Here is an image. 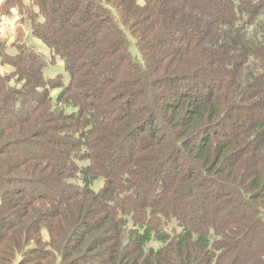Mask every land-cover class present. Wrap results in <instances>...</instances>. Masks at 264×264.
Instances as JSON below:
<instances>
[{"label":"trees","instance_id":"trees-1","mask_svg":"<svg viewBox=\"0 0 264 264\" xmlns=\"http://www.w3.org/2000/svg\"><path fill=\"white\" fill-rule=\"evenodd\" d=\"M18 10L50 56L0 51V264H264V0Z\"/></svg>","mask_w":264,"mask_h":264},{"label":"rangeland","instance_id":"rangeland-1","mask_svg":"<svg viewBox=\"0 0 264 264\" xmlns=\"http://www.w3.org/2000/svg\"><path fill=\"white\" fill-rule=\"evenodd\" d=\"M21 2H23V4H21ZM26 3L27 0H0V51L14 54L15 47L21 41H24L35 51L49 57L50 53L48 48L39 39L30 35L28 26L25 25L26 22L22 21V15L18 9L21 5H25ZM31 5L32 4L28 5V9L32 7L36 11L37 6ZM57 73L63 74L64 80L67 79V74L64 71L62 62L58 58H56L55 62L44 71L46 76H54ZM13 74L14 69L12 66L0 63L1 76H12ZM14 79L16 78L13 77L12 80ZM10 83L13 84V81ZM55 93L56 89L51 90L50 96H53ZM102 182V179H96L91 186L93 189L97 190L102 185Z\"/></svg>","mask_w":264,"mask_h":264}]
</instances>
